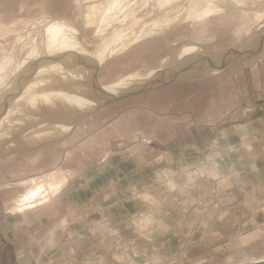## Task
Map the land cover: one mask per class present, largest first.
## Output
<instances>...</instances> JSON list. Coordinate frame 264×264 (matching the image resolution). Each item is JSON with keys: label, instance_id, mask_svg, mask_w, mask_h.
I'll return each mask as SVG.
<instances>
[{"label": "rangeland", "instance_id": "374dc122", "mask_svg": "<svg viewBox=\"0 0 264 264\" xmlns=\"http://www.w3.org/2000/svg\"><path fill=\"white\" fill-rule=\"evenodd\" d=\"M262 10L264 0H223V3L218 0H0V241L4 238L19 243L17 236L24 230V216L28 215L33 225L34 211L39 206L56 204L57 197L67 188L76 190L81 185L88 186L87 180L100 173V164L121 140L130 142L138 137L165 145L163 142L179 140L172 138L175 133L188 139L192 131L201 129L199 123L216 122L225 117L220 125L233 118L242 119L246 112L252 114L256 106L250 107L249 85L252 89L264 85V48L235 62H232L233 54L220 57L217 63H229L221 71L213 68L202 72L200 78L181 77L178 78L181 80L99 103L105 95L143 86L141 80L135 81L140 75L150 80L170 78L181 71L190 53H220L256 37L257 46L259 37L264 36V14L258 13ZM189 40L201 43L204 48H192L187 43ZM61 43L88 49L92 55L88 60L95 59V65L59 79L65 88L54 94L57 98L51 105L29 98L30 105L24 111L12 113L14 117L4 113L2 109L11 106L12 99L17 97L16 90L8 94L7 86L11 89L21 84L22 92L44 86L48 79L37 78L36 74L39 67L50 62L40 52L46 48L57 49ZM114 47L117 49L112 50ZM26 65L34 73L22 79ZM78 74L95 81H75ZM127 76L130 78L124 83L138 85L121 83ZM68 81L72 85L65 84ZM119 84L120 90L112 88L109 93L92 96L98 86ZM47 85L45 90L59 89L54 88V84ZM72 86H75L72 94H60ZM259 98L258 95L252 101ZM8 101L11 102L7 104ZM54 105L66 107L68 114L64 122H52L39 115ZM30 107L34 114L28 118ZM75 108L83 110L73 120L78 113L70 111ZM252 122L254 128L244 139L263 142L264 111ZM14 125L16 129L12 128ZM218 125L213 126L215 132L219 131L216 130ZM242 141L239 146L246 143ZM136 146L137 153L149 151L147 155L153 167L149 180L130 184L122 196L125 201L137 200L143 204V209L130 212L123 221L124 226L129 224L128 227L133 228L134 234L126 236L124 226L115 227L106 205L91 195L97 218L94 224L87 226L85 236L92 239L89 249L93 255L81 258L82 262L76 264H256L264 259H261L264 255L257 256L263 251L261 248L229 250L223 246L214 251H200L188 244L189 231L176 235L174 248L164 246L148 234L150 226L165 221L176 204L183 213H188L191 207L209 203L210 198L218 195L216 181L237 174L231 165H224L225 156L233 145L207 149L185 163L154 156L155 148L146 142ZM129 153L122 151L120 155ZM210 161L214 164L208 169H212V165L219 166L220 173L208 171L197 176L185 173L172 178L173 187L167 185L165 172L168 169L181 172L184 167ZM52 177L58 182L57 188L50 191L43 184L47 185ZM39 184L43 188L40 195L22 200V194ZM137 187L138 197L132 193ZM110 206L107 204L108 209ZM61 226L62 222L56 229L63 233ZM140 239L150 243L149 249L140 247ZM100 243H105L102 251ZM119 244L123 246L118 247ZM76 255L49 256L44 261L35 258L32 264H68ZM1 260L0 255V263ZM9 261L6 259L7 264H11Z\"/></svg>", "mask_w": 264, "mask_h": 264}, {"label": "crops", "instance_id": "0c3cea01", "mask_svg": "<svg viewBox=\"0 0 264 264\" xmlns=\"http://www.w3.org/2000/svg\"><path fill=\"white\" fill-rule=\"evenodd\" d=\"M252 87L249 85L250 107L256 106V110L248 115L246 112L242 119H230L219 131L215 132L213 126L225 117L216 122L199 123L201 129L192 131L188 139L175 133L172 138L179 140L163 142L165 145L138 137L130 142L121 140L122 143L113 147L114 152H110L100 164V173L91 175L87 180L88 186L81 185L76 190L67 188L57 197L56 204L49 206L47 201V204L39 206L34 211L33 225H30L28 215L23 217L24 230L17 236L19 243L2 238L0 264H7L6 259L13 260L14 264H32L35 258L44 261L49 256L60 258L70 253L77 255L69 259L68 264H76L82 262L83 257H92V250L89 249L92 239L85 236L87 226L94 224L97 218L93 212L91 195L94 200L106 205L115 227H123V221L130 212L143 209L140 201L122 199L127 186L147 181L151 176L153 165L150 163L151 157L147 155L149 151H135L140 142L155 148L154 156L173 163L189 162L207 149H222L233 145L225 156L224 165H231L237 171L234 177L216 181L218 195L210 198L209 203L191 207L188 213H183L179 204L173 206L172 214L165 221H158L149 227L150 236L164 246L168 247V244L174 248L176 235L189 231L190 237L186 239L188 244L200 251H214L223 246L229 247V250L249 247L263 249L257 256L264 255V141L248 142L244 139L246 133L254 128L252 121L264 111V85L254 89ZM258 95L259 100L253 102L252 98ZM240 140L246 143L239 146ZM122 151L130 153L120 155ZM107 204H111L109 209ZM61 222L63 233L56 229ZM47 224H51V227L48 228ZM128 226L123 227V233L132 236L133 228ZM139 243L142 249H149V242L140 239ZM104 245L100 243V251Z\"/></svg>", "mask_w": 264, "mask_h": 264}, {"label": "bare ground", "instance_id": "6f19581e", "mask_svg": "<svg viewBox=\"0 0 264 264\" xmlns=\"http://www.w3.org/2000/svg\"><path fill=\"white\" fill-rule=\"evenodd\" d=\"M218 1L223 3V0H218ZM229 1H231V0H229ZM235 1H237V0H234V2ZM258 13L260 14V16H263L262 13L264 14V10L259 11ZM256 38H254L253 40L245 39L240 44H237V46L229 48L228 52H235L236 53L238 51L250 50V49L257 47L261 42H264V36H261V37H259L260 43L256 46V44H255ZM187 43L192 48H199V49L204 48V47H201L199 45L197 46V45L193 44L190 40ZM249 43H252V44H249ZM70 45L71 44H69V46ZM67 47L68 46H65L64 44H62L61 46H58L57 49H54V48L47 49L45 47L46 50L43 49L40 52L42 57L43 58L46 57L50 62V63H45L44 66L39 67L40 71H39V73L36 74L37 78H41V79L47 78L48 79L47 82H45L46 84L44 86L41 87V85H39V86H36L35 88H32V89L30 88L27 91H23V92H22V89L19 87L21 84H15L13 87H11V89H10L9 85L7 86L6 91H8V94H10L9 93L10 90H11V92L16 90L17 91V97L15 99H12V105L11 106H8V107L6 106L5 108L2 109L4 111V113H7L8 116L13 115V117H14L15 115L12 113L16 112V114H17L21 111H24L30 105V102H28L29 98L30 99L37 98V100L39 102H46L49 105H51L53 103V101L57 98V97H55L54 94L55 93L57 94L59 92V90H63L65 88V86H63V85L61 86L62 82H60L59 79H65L68 76H73V72H79L80 70L82 71L85 68H87L88 66L95 65V59H93L91 61L88 60V57L91 55L90 52H88L89 51L88 49L87 50L83 49V48L80 49V46H77L78 47L77 49L71 48V47L67 48ZM114 49H117V48L114 47L112 50H114ZM73 50H75V51H73ZM112 50H111V52H112ZM224 53H225V51L220 52V53L212 52V51H204L203 53H190L188 56H186V60L184 62L186 64H184L182 66L183 68H181V71L176 72V74H172L170 78H174V77H176V78L182 77L183 78V77H190V76H195V78H200V77H202V74H201L202 72L212 71L213 68L218 69V67L221 65V64H219V63H221V61L219 63H217L219 58L220 57L223 58V56L225 58V56H227V55H224ZM205 60L208 61L207 64H206ZM22 70H23V76L21 75L22 79H27L28 77L32 76L34 73L32 70L29 69L28 65H26ZM140 77L141 78H135V81L141 80L143 86L150 85L153 83L156 84L157 82L164 80V79L150 80V79H146V77L141 76V75H140ZM127 78H130V76L123 78L120 82L124 83V81ZM170 78H168V79H170ZM68 79L72 80L70 78H68ZM75 81H84V82L89 81V82L93 83V81H95V80H93L92 78H89L87 75L78 74L75 77ZM50 83L54 84V88H56V89L59 88V89L55 90V92H53L54 90L53 91L45 90L48 87L47 84H50ZM66 83L72 85V82H70V81L65 82V84ZM129 83H135V85L137 84L136 82H129ZM129 83L125 82L124 84L127 86ZM115 85H117V84H114V86ZM74 87L75 86H72L69 90H65L68 92L61 91L60 94H63V93L72 94ZM105 87L107 89L110 88V90L107 92L104 89ZM112 88L120 90L121 86H120V84L116 87H107V85L103 86V87L98 86V87H96V89H93L92 96L94 94L96 96H100V95L109 93ZM135 88H137V87H135ZM135 88H132V89H135ZM79 92L83 93L84 89L83 90L79 89ZM119 92H117V94ZM81 93H79V94H81ZM94 96H93V98H94ZM85 97H87V96H85ZM90 98H91V96H90ZM90 98H87V99H90ZM10 102L11 101H8L7 104H9ZM34 103H35V106L37 107L38 102L36 103V101H35ZM58 103H61V102H58ZM98 103H99V101H98ZM12 106H13V109H11ZM65 108L66 107H64L62 105H54L51 108H49L48 110L42 111L39 115L44 117L45 119L47 118L48 120H50L52 122H64L67 119V114H68L65 111ZM82 110L83 109L76 110V108H75V110L73 109L72 111H70L71 114L78 113L77 116L73 120H75L78 117V115L82 112ZM28 111L29 112L27 113V117L31 118V115L34 114V110H33V108L30 107L28 109ZM13 117H11V118H13ZM11 118L8 120V123H10L9 121L11 120ZM24 118H25V113H24ZM14 127L16 129V125L12 126V128H14ZM68 127H69V125H68ZM57 182H58L57 178L52 177L51 181H48L47 185L43 184V187L46 188L47 190H50V191L55 190L57 188V184H56ZM42 189L43 188L40 184L32 186L24 194L21 195L22 200L32 199V198L36 197L37 195H40ZM263 260L264 259H262L260 261H263Z\"/></svg>", "mask_w": 264, "mask_h": 264}, {"label": "water", "instance_id": "95a60500", "mask_svg": "<svg viewBox=\"0 0 264 264\" xmlns=\"http://www.w3.org/2000/svg\"><path fill=\"white\" fill-rule=\"evenodd\" d=\"M191 42L193 44L197 45V46L199 45L201 47H204L199 42H193V41H191ZM263 48H264V42H261L257 47H255L253 49H250V50L238 51L236 53L235 52H228V50H226L224 55H229V54L235 55V59L232 61V62H235L236 60L242 59V58H244V57H246V56H248V55H250V54H252L254 52H257V51L263 49ZM228 64L229 63H225V64L219 66L218 70L221 71V70L225 69L228 66ZM219 71H217V72H219ZM96 73H97V71H96ZM95 78H97V74L95 75ZM191 78H195V76L184 77L182 79H191ZM177 80H181V79H178V78L174 77V78H170V79H167V80L159 81L156 84L153 83V84H150V85H145V86H141V87H138V88H135V89H131V90H128V91H124V92H121L119 94L105 95L103 97L102 101L99 103V105L104 103V102H107L109 100H112L114 98H117V97L127 96V95H130V94L138 93V92L143 91L145 89L152 88V87H155V86L167 83V82L177 81ZM97 81H98V78H97ZM226 125H227V122L226 123H222V124L216 126V130H220V129L224 128ZM256 264H264V260L261 261V262H257Z\"/></svg>", "mask_w": 264, "mask_h": 264}, {"label": "built area", "instance_id": "2783aa9c", "mask_svg": "<svg viewBox=\"0 0 264 264\" xmlns=\"http://www.w3.org/2000/svg\"><path fill=\"white\" fill-rule=\"evenodd\" d=\"M210 164H214V162H212V161H210V162H199V163H197L194 166L184 167L181 170V172H176L173 169H168V171L165 172V175L167 177V183H168L167 185L169 187H173L174 185H170V183L172 181V178L175 177V176H180L181 174H185V173H187L188 175H193V176H197L199 174L202 175V174H204V173H206L208 171L219 172L220 173L219 166L215 167L214 165H212V169H208L210 167ZM137 190H138V187L137 188H133V191H132V193L136 197H138V194H139ZM107 229L110 231L109 227H107L106 230ZM121 244H119L118 247L123 246ZM134 250H136L135 247H134Z\"/></svg>", "mask_w": 264, "mask_h": 264}]
</instances>
